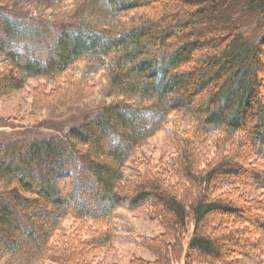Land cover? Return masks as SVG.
Here are the masks:
<instances>
[{
    "label": "trees",
    "instance_id": "1",
    "mask_svg": "<svg viewBox=\"0 0 264 264\" xmlns=\"http://www.w3.org/2000/svg\"><path fill=\"white\" fill-rule=\"evenodd\" d=\"M21 1L0 0V95L87 62L106 86L86 72L83 97L110 99L63 135L0 147V264H107L101 256L129 231L120 208L164 229L159 249L147 248L154 261L131 264L174 262L171 237H185V264L261 262L264 0H106L115 19L91 15L94 0L18 6L66 23L54 34L1 9ZM170 124L171 155L136 157Z\"/></svg>",
    "mask_w": 264,
    "mask_h": 264
},
{
    "label": "rangeland",
    "instance_id": "2",
    "mask_svg": "<svg viewBox=\"0 0 264 264\" xmlns=\"http://www.w3.org/2000/svg\"><path fill=\"white\" fill-rule=\"evenodd\" d=\"M44 1L48 2V0H41V3ZM80 1L65 0L60 8L75 5L76 2L79 4ZM22 2L24 0L16 5L10 4L1 9L10 12L14 17L30 25H47V29L53 34L66 24L50 23L45 21L44 17L41 19L38 15V9L21 10L18 6H21ZM90 8L91 11L88 12L91 15L94 13L100 18L115 19V14L110 10L106 0H94ZM50 39L44 37L42 40L33 42L39 47L38 49H42L49 44ZM72 69V72L56 79L55 84L45 78L29 79L21 89L10 90L0 95V147L9 144L25 149L33 141L63 135L91 120L99 113L102 103L110 98L103 92L100 93L99 90H96L89 99L83 97L84 92H88V87L91 89V86L90 82L82 81L80 76L88 72L93 75L91 81H97L100 85L104 83L106 86L105 72H96L95 68H91L87 62H79ZM39 88L42 92H51V96L54 97L52 103H49L43 94L38 96ZM262 88L263 95L264 85ZM68 103H73L75 106L63 109V106ZM181 127L186 128V123L181 124ZM171 129L176 131L177 127L173 124L167 125L165 129L138 150L136 157L147 156L157 162L162 156L172 153L174 135L171 134ZM211 155L212 153L210 158H212ZM207 160V157L201 159V161ZM258 164L264 166V162H258ZM245 194L247 198L256 197L253 192ZM260 195L258 201L263 204L264 191H261ZM242 198H246V196H242ZM115 216L118 217L116 223L127 227L129 231L121 232L120 238L124 237V239L119 242L116 241L112 245L110 253L101 256L102 259L107 264H131V262L137 261V258L144 261H154V256L147 248L152 251L159 249L157 246L158 239L162 240L164 237V229L160 225L161 221L149 218L144 210L132 211L120 208L115 212ZM70 223L71 220L65 222L66 228L69 227ZM173 239L171 237L168 243H175V250L177 249V251L172 256L174 262L169 264H185L187 251L185 237L181 238L180 244H178V239ZM2 254L3 252L0 253V255ZM241 264H264V259L259 263L244 260Z\"/></svg>",
    "mask_w": 264,
    "mask_h": 264
}]
</instances>
